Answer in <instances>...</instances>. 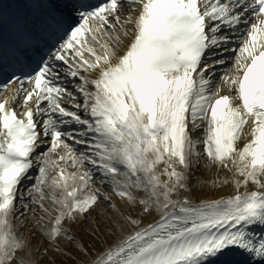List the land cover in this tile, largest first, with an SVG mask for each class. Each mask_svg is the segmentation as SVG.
<instances>
[{"label": "snow or ice", "instance_id": "snow-or-ice-1", "mask_svg": "<svg viewBox=\"0 0 264 264\" xmlns=\"http://www.w3.org/2000/svg\"><path fill=\"white\" fill-rule=\"evenodd\" d=\"M0 93V264H264V0H0Z\"/></svg>", "mask_w": 264, "mask_h": 264}, {"label": "bare ground", "instance_id": "bare-ground-1", "mask_svg": "<svg viewBox=\"0 0 264 264\" xmlns=\"http://www.w3.org/2000/svg\"><path fill=\"white\" fill-rule=\"evenodd\" d=\"M105 191H107V189H105Z\"/></svg>", "mask_w": 264, "mask_h": 264}]
</instances>
